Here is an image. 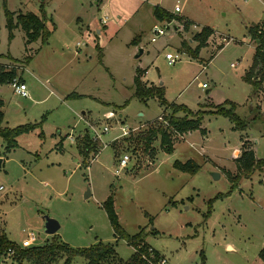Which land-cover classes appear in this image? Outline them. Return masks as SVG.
<instances>
[{
  "label": "rangeland",
  "instance_id": "1",
  "mask_svg": "<svg viewBox=\"0 0 264 264\" xmlns=\"http://www.w3.org/2000/svg\"><path fill=\"white\" fill-rule=\"evenodd\" d=\"M42 5L52 30L47 41L27 44L21 27L10 39L6 6L41 14ZM156 6L189 17L196 27L186 31L177 18L158 19ZM263 21L264 0H0V55L13 57L0 59L17 66L30 94L0 84L4 125L41 123L45 132V138L40 127L21 134V146L12 147L13 158L0 167V231L19 244L29 232L36 245L54 236L74 248L112 243L127 260L135 248L115 234L103 206L113 196L123 229L142 231L173 264H264V170L242 177L209 213L211 199L231 189L227 172L237 171L243 138L264 159V78L259 69L257 84L245 78L256 52L249 28ZM155 25L165 32L153 40ZM204 26L215 33L195 58L182 40L194 48L193 37ZM167 52L177 55L175 63ZM138 67L147 70L141 77L147 86L163 87V100L136 95ZM174 103L202 110L205 132L175 133L172 153L161 148L160 138L146 149L141 135L163 118L148 120L170 114ZM218 107L246 126L237 127ZM95 130L100 151L86 167L77 146ZM60 135H68L63 151L53 149ZM5 146L0 136V154ZM125 154L128 165L117 173ZM176 160H194L200 169L180 170ZM47 217L60 222L55 234L46 231ZM6 263L19 264L14 258ZM71 264L87 260L77 256Z\"/></svg>",
  "mask_w": 264,
  "mask_h": 264
},
{
  "label": "trees",
  "instance_id": "2",
  "mask_svg": "<svg viewBox=\"0 0 264 264\" xmlns=\"http://www.w3.org/2000/svg\"><path fill=\"white\" fill-rule=\"evenodd\" d=\"M5 12L10 39L14 37V30L17 27H21L25 31L27 44L37 41L40 38L43 39V41H47L52 33V30L47 26L44 5H42L41 14H37L33 11H28L26 13L22 11L15 12L8 9L7 6ZM155 15L158 19L162 20H174L177 18L179 21L183 22V27L186 31H189L194 24L193 21L176 16L174 13L159 6L155 7ZM249 32L256 41V52L254 65L251 71L245 75V78L248 81H255L257 84L259 75H256V70L259 69L261 79L264 78V21L251 26ZM213 33V28L210 26H204L200 31H197L193 37V39L197 41V45L194 48H191L186 40H182V46L186 47L191 55L197 58L200 55V51L208 45L209 38ZM132 43H137V38H134ZM223 46L224 45H220V48ZM4 57L13 58L9 55H0V58ZM16 76H18L17 68L4 69L3 67H0V84L11 83ZM19 79L24 81L22 76H19ZM134 82L136 89L135 93L140 98H147L157 94L160 96L161 100L164 99L163 87H156L154 85L147 86L141 78V69L139 67L137 68ZM3 105L4 102L0 99V106ZM171 108L172 112L170 114L161 115L163 122L149 127L148 130L141 135V138L145 140L146 149L152 147L153 141L160 138L161 148L168 153H172L175 145L174 136L176 134L184 135L186 132L196 129H201L205 132V129L202 127V110L193 112L186 105L175 103L172 104ZM180 112H183L184 114L180 115ZM216 112L228 116L236 123L237 127L244 128L246 126V123L240 121V118L235 113L225 110L223 107H218ZM4 119L5 113L0 109V136H2L6 142V146L3 150L5 155L10 152L12 147L17 146V138L23 133L34 131L40 127L39 135L40 137L45 138V132L41 123H25L10 127L4 126ZM58 144L61 145V141H59ZM77 147L79 153L83 156V165L86 167L89 166L90 159L95 157L100 151L95 139L88 132L83 135L81 143ZM92 153L93 156L91 155ZM90 155L92 157L89 159ZM235 162L237 171L235 173L231 171L227 172L228 178L232 181L230 191L228 193H220L211 199L209 213L212 209V202L232 193L242 177H249L256 169L264 170V159L257 155L254 146L245 138H243L241 153L235 158ZM174 166L180 170L191 172L192 174H195L200 169V165L194 160H188L186 162L176 160ZM103 206L106 209L115 234L119 238L126 239L128 244L135 248V251L127 260H123V258L117 255L116 248L112 243L99 242L89 247L74 248L64 241L56 240V237L54 236L51 241L48 240L43 245L23 247L19 243L12 241L4 231L0 232V256H2L9 248H12L15 251L13 258L17 260L19 264L24 261H28L31 264H55L62 258L65 259L63 264H71L77 256L84 257L87 260V264H149L144 256L148 254L150 248L153 249L156 256L159 257L163 255L145 241L142 231L138 234L130 235L123 229L115 209L113 196H109V198L103 203ZM260 256L264 260V247L260 251Z\"/></svg>",
  "mask_w": 264,
  "mask_h": 264
},
{
  "label": "built area",
  "instance_id": "3",
  "mask_svg": "<svg viewBox=\"0 0 264 264\" xmlns=\"http://www.w3.org/2000/svg\"><path fill=\"white\" fill-rule=\"evenodd\" d=\"M175 10L180 11V7L177 5L175 7ZM105 21L106 20H104V22ZM164 32L165 30L163 28L155 25L153 28V33H154L153 40H155L157 36L164 34ZM222 40L228 42L226 37H222ZM166 58L168 59L169 63H175L177 61V55L174 56L171 52L166 53ZM232 65L235 64L232 63ZM0 67H3L4 69H11V68H16L17 66L15 64L8 63L3 59H0ZM11 84L13 86L14 91L19 95L23 97L30 96L27 83L25 81H21L19 79V75L14 77ZM203 86H206V84L203 83ZM113 115H114L113 112L109 113V117ZM109 129H110L109 126H105L103 132H107ZM100 135L101 134L95 130L94 136L93 135L92 136L95 139H97L98 137H100ZM129 160H130L129 155L125 154L120 159L119 168L116 170V172L119 173L123 168L127 167ZM36 240H37L36 235L33 232H29L20 245L23 247L36 245ZM14 253L15 251L12 248H9L2 256H0V264L6 263L11 258L13 259ZM144 258L148 261L149 264H173L169 260V258L166 257L164 254L159 257L156 256L152 248L149 249L148 254H146Z\"/></svg>",
  "mask_w": 264,
  "mask_h": 264
},
{
  "label": "crops",
  "instance_id": "4",
  "mask_svg": "<svg viewBox=\"0 0 264 264\" xmlns=\"http://www.w3.org/2000/svg\"><path fill=\"white\" fill-rule=\"evenodd\" d=\"M187 19H189L190 20V18L189 17H186ZM192 21V20H191ZM192 26H195L196 27V24L194 23ZM199 31V30H198ZM214 33H215V31H214ZM213 33V34H214ZM138 40V39H137ZM201 52V51H200ZM138 57V56H137ZM141 70H144L143 68H141V67H139ZM147 72V70H144V72H142V74H141V77H142V75H144L145 73ZM23 79H24V81L25 82H27V80H26V78L23 76ZM145 82V81H144ZM30 97V96H29ZM1 100H3V102H4V99H2V98H0ZM4 106V105H3ZM0 107H2V106H0ZM158 118H161V115H159V116H157L156 117V119H158ZM155 118L154 119H152V120H148V121H154V120H156ZM147 122V121H146ZM19 125H21V124H19ZM4 126H8V125H4ZM186 134V133H185ZM55 136H56V134H54ZM183 136V135H182ZM245 139H248V137L246 136L245 137ZM19 139L17 138V146L16 147H19V146H21L20 145V143H19V141H18ZM72 140V139H71ZM249 140V139H248ZM58 141H61V145H59L58 143ZM55 144V146L53 147V149H59V150H65L66 149V143L68 142V135H65V136H62V135H60V139L58 140ZM242 144H243V142H242ZM9 153L10 152H8V154L7 155H5V154H0V158L2 159V162H1V166L0 167H5V165H6V161H9L10 162V160L13 158V156H10L9 155ZM241 153V150L239 151V153L235 156V158L239 155ZM6 232L7 233V231L6 230H2V231H0V232ZM7 235H8V233H7ZM9 237V236H8ZM148 243V242H147ZM151 245V244H150ZM152 246V245H151ZM229 247L231 246L232 247V245L231 244H229L228 245ZM153 247V246H152ZM156 249V248H155ZM160 252V251H159ZM161 253V252H160Z\"/></svg>",
  "mask_w": 264,
  "mask_h": 264
},
{
  "label": "water",
  "instance_id": "5",
  "mask_svg": "<svg viewBox=\"0 0 264 264\" xmlns=\"http://www.w3.org/2000/svg\"><path fill=\"white\" fill-rule=\"evenodd\" d=\"M168 22H172L171 19H168ZM143 50L141 49L140 53H142ZM140 54H138L137 56H139ZM1 162H2V159L0 158V166H1ZM213 176L215 178H218L220 176V174L218 172H213L212 173ZM88 194L90 195V193H87L86 196H88ZM60 222L55 219V218H52V217H47L46 219V231L47 233L49 234H55L59 229H60Z\"/></svg>",
  "mask_w": 264,
  "mask_h": 264
}]
</instances>
